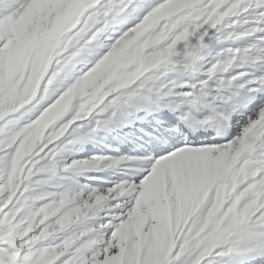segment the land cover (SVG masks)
<instances>
[{
    "label": "snow or ice",
    "instance_id": "6c2138e0",
    "mask_svg": "<svg viewBox=\"0 0 264 264\" xmlns=\"http://www.w3.org/2000/svg\"><path fill=\"white\" fill-rule=\"evenodd\" d=\"M0 264H264V0H0Z\"/></svg>",
    "mask_w": 264,
    "mask_h": 264
}]
</instances>
